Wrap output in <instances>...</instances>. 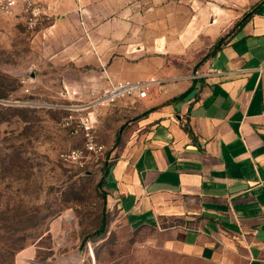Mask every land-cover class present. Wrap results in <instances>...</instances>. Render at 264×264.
Returning <instances> with one entry per match:
<instances>
[{
    "label": "rangeland",
    "instance_id": "1",
    "mask_svg": "<svg viewBox=\"0 0 264 264\" xmlns=\"http://www.w3.org/2000/svg\"><path fill=\"white\" fill-rule=\"evenodd\" d=\"M75 1L63 11L38 1L48 17L34 26L0 14V264H199L128 222L108 171L138 121L184 99L166 86L207 75L264 0ZM138 81L151 84L147 98L97 103Z\"/></svg>",
    "mask_w": 264,
    "mask_h": 264
},
{
    "label": "crops",
    "instance_id": "2",
    "mask_svg": "<svg viewBox=\"0 0 264 264\" xmlns=\"http://www.w3.org/2000/svg\"><path fill=\"white\" fill-rule=\"evenodd\" d=\"M166 90L168 99L186 97L133 126L108 171L112 202L180 259L264 264V4L218 50L207 75Z\"/></svg>",
    "mask_w": 264,
    "mask_h": 264
},
{
    "label": "built area",
    "instance_id": "3",
    "mask_svg": "<svg viewBox=\"0 0 264 264\" xmlns=\"http://www.w3.org/2000/svg\"><path fill=\"white\" fill-rule=\"evenodd\" d=\"M0 14L7 16L22 14L31 26L36 25L44 17H48L44 8L35 0H0ZM150 85L149 82L144 81L120 83L105 90L97 103H113L124 95H133L139 99H144L148 96ZM83 125L85 131L89 133L91 131L89 119L86 118ZM102 149L103 147L97 146L94 143H90L88 148V150L92 152H97L98 150L101 151ZM66 157L68 160L75 161L80 158V155L78 152L72 151ZM73 264L77 263L74 262ZM81 264L84 263L81 262Z\"/></svg>",
    "mask_w": 264,
    "mask_h": 264
},
{
    "label": "trees",
    "instance_id": "4",
    "mask_svg": "<svg viewBox=\"0 0 264 264\" xmlns=\"http://www.w3.org/2000/svg\"><path fill=\"white\" fill-rule=\"evenodd\" d=\"M259 11H260V10H258V11H257L256 13H254V14H257ZM254 14H253V15H254ZM253 15H252V16H253ZM252 16H250V17H248V18H244L243 21H242V23H241V25L245 24V23H246V22H247ZM241 25H240V26H241ZM240 26H239V27H240ZM185 97H186V94H183V95H182V98H185Z\"/></svg>",
    "mask_w": 264,
    "mask_h": 264
},
{
    "label": "bare ground",
    "instance_id": "5",
    "mask_svg": "<svg viewBox=\"0 0 264 264\" xmlns=\"http://www.w3.org/2000/svg\"><path fill=\"white\" fill-rule=\"evenodd\" d=\"M76 263L81 264V259L79 257H76Z\"/></svg>",
    "mask_w": 264,
    "mask_h": 264
}]
</instances>
